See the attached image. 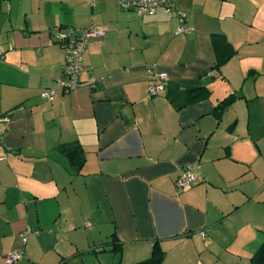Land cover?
<instances>
[{
	"label": "crops",
	"instance_id": "crops-1",
	"mask_svg": "<svg viewBox=\"0 0 264 264\" xmlns=\"http://www.w3.org/2000/svg\"><path fill=\"white\" fill-rule=\"evenodd\" d=\"M173 3L189 33L162 8L0 0V264L12 251L14 264L134 263L155 242L162 264H252L264 240V0ZM91 25L106 34L86 44L81 85L44 99L67 62L58 32ZM153 72L166 76L157 94ZM73 144L79 168L61 149Z\"/></svg>",
	"mask_w": 264,
	"mask_h": 264
},
{
	"label": "built area",
	"instance_id": "built-area-1",
	"mask_svg": "<svg viewBox=\"0 0 264 264\" xmlns=\"http://www.w3.org/2000/svg\"><path fill=\"white\" fill-rule=\"evenodd\" d=\"M92 1V0H91ZM119 6L125 10L133 9L139 17L156 12L162 8L165 13H175L179 18V25L175 30V34H185L192 30V27L187 22V15L185 12L177 8L173 0H115ZM106 30L102 25H91L79 31H74L71 27H66L60 30L57 34V41L60 43L63 52L67 55V62L64 64L63 76L56 81V87L45 89L41 92V96L53 101L62 90L65 93L71 92L81 85V75L84 71L83 53L86 44L90 40L100 41L105 36ZM152 77L156 79V84L150 87L151 94H157L164 90L166 76L164 74H156L153 72ZM90 85L95 87L96 79L91 77ZM200 168L199 163L187 165L178 178L176 185L180 189H185L197 180V169ZM31 229L28 228L23 235V241L26 242V234ZM23 254L21 252H8L5 255L6 264H14L21 259Z\"/></svg>",
	"mask_w": 264,
	"mask_h": 264
},
{
	"label": "trees",
	"instance_id": "trees-1",
	"mask_svg": "<svg viewBox=\"0 0 264 264\" xmlns=\"http://www.w3.org/2000/svg\"><path fill=\"white\" fill-rule=\"evenodd\" d=\"M178 21H179V18H178ZM226 44L230 48V51H231L230 54H232L234 52V49L229 45L228 42H226ZM225 59H227V57H224L222 61H224ZM233 99L234 98L232 96L224 99L220 103V108L225 109L230 103H232ZM61 149L63 153H65L67 156L71 158L73 164L76 163L78 168L81 167L84 161V156L82 154L83 151L79 148L77 144L70 145V147L66 145H62ZM263 232H264V229H263ZM112 250L115 252H120L121 250L120 245L112 242ZM164 257H165V251L160 247L158 243L155 242L153 245V249H152V253L150 257L134 262V263H123L119 261L115 264H162ZM251 263L252 264H264V240L261 243V245L258 247V249L255 251V253L252 255Z\"/></svg>",
	"mask_w": 264,
	"mask_h": 264
},
{
	"label": "rangeland",
	"instance_id": "rangeland-1",
	"mask_svg": "<svg viewBox=\"0 0 264 264\" xmlns=\"http://www.w3.org/2000/svg\"><path fill=\"white\" fill-rule=\"evenodd\" d=\"M243 124V123H242ZM233 235H230L228 238H226V241L224 242L226 245H227V247L228 248H230V250H232V249H237V247L236 246H238L239 245V243L238 242H234V239H233ZM114 254V253H113ZM112 253L111 254H109V256H110V258H113L112 256H114ZM238 258H239V264H245V262L246 261H248V259H246L245 258V256H242V257H239L238 256ZM112 263V262H111ZM123 263H125V262H123Z\"/></svg>",
	"mask_w": 264,
	"mask_h": 264
}]
</instances>
